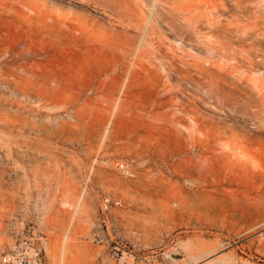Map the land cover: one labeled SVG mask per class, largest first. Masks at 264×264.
<instances>
[{
	"label": "rangeland",
	"instance_id": "1",
	"mask_svg": "<svg viewBox=\"0 0 264 264\" xmlns=\"http://www.w3.org/2000/svg\"><path fill=\"white\" fill-rule=\"evenodd\" d=\"M150 2L0 0V252L264 264V0Z\"/></svg>",
	"mask_w": 264,
	"mask_h": 264
},
{
	"label": "bare ground",
	"instance_id": "2",
	"mask_svg": "<svg viewBox=\"0 0 264 264\" xmlns=\"http://www.w3.org/2000/svg\"><path fill=\"white\" fill-rule=\"evenodd\" d=\"M155 0H151L150 2V8L152 11H154V8H155ZM157 10V8H156ZM158 11V10H157ZM158 13V12H156ZM151 20V18H150ZM153 20V19H152ZM167 29V28H166ZM116 37V36H115ZM114 37V38H115ZM78 46V45H77ZM137 48V47H136ZM128 53V52H127ZM45 57V56H44ZM134 57V56H133ZM142 57V56H141ZM149 58V56H148ZM150 59V58H149ZM127 64V63H126ZM117 73V71H116ZM112 74V73H111ZM115 74V73H114ZM126 74V73H125ZM127 87V86H126ZM210 135V134H209ZM215 146V145H214ZM223 148H225V151L224 153L227 155V159L229 160V170H232V165H234V162H233V150L235 149V146L234 145H231V144H223ZM239 154V153H238ZM257 165V164H256ZM243 168V167H242ZM240 169V168H239ZM228 170V171H229ZM238 172V171H237ZM242 172V171H241ZM262 175L258 174L256 176H254L255 178H259L261 177ZM225 178V177H224ZM228 180V179H227ZM199 187L202 188L201 190V195L203 196H206V197H221V196H224V191L218 186V183L217 182H213L209 179H203L201 181H199ZM65 189V192H64V195L62 196L61 198V201L59 202V204L62 206V207H68V208H71L72 209V212L76 211L79 209L80 207V197L76 198L75 195L73 194V191L70 190L68 187L64 188ZM260 190V187L259 186H256L255 182H254V178L252 180L251 183H248L246 184L245 186H243V190L241 191H237L240 195L242 196H246V195H250L252 194L253 192H258ZM262 192V191H261ZM255 194V193H254ZM258 197V196H257ZM256 197V198H257ZM43 211H45V209H42ZM57 211V210H56ZM247 213H250V209H247L246 210ZM44 220L46 221H49L50 220V217L48 216H44ZM63 256H66L67 257V254L70 252V244H69V238H68V235H65L63 237Z\"/></svg>",
	"mask_w": 264,
	"mask_h": 264
},
{
	"label": "built area",
	"instance_id": "3",
	"mask_svg": "<svg viewBox=\"0 0 264 264\" xmlns=\"http://www.w3.org/2000/svg\"><path fill=\"white\" fill-rule=\"evenodd\" d=\"M119 167L124 169L123 164H120ZM110 204L116 205L119 204V200H112L110 196L103 197L102 207L106 209ZM95 241L99 239L97 236L93 238ZM110 257L114 260L120 258V246L114 244L110 250ZM0 264H45L39 257L36 255H31L22 251H8L0 252Z\"/></svg>",
	"mask_w": 264,
	"mask_h": 264
}]
</instances>
